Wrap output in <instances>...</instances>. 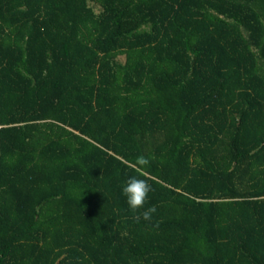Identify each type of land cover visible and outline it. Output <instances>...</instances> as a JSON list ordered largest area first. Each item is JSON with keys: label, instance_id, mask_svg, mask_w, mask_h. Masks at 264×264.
Listing matches in <instances>:
<instances>
[{"label": "trees", "instance_id": "16d2710c", "mask_svg": "<svg viewBox=\"0 0 264 264\" xmlns=\"http://www.w3.org/2000/svg\"><path fill=\"white\" fill-rule=\"evenodd\" d=\"M0 264H264V0H0Z\"/></svg>", "mask_w": 264, "mask_h": 264}]
</instances>
